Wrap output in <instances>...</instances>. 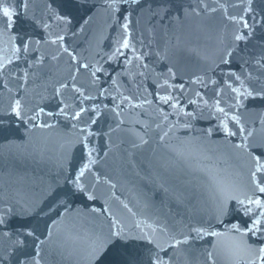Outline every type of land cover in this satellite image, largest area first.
<instances>
[{
  "label": "water",
  "instance_id": "95a60500",
  "mask_svg": "<svg viewBox=\"0 0 264 264\" xmlns=\"http://www.w3.org/2000/svg\"><path fill=\"white\" fill-rule=\"evenodd\" d=\"M110 4L0 0L14 11L8 28L0 10V264L33 256L38 264H150L159 250L135 239L142 235H153L172 264H249L229 230L251 219L235 200L222 222L216 217L225 196L253 194L250 154L264 150V97L232 91L264 88V0H251L252 12L249 0ZM125 22L131 47L116 53ZM90 149L80 191L73 181ZM116 222L130 238L92 259ZM196 227L224 235L196 238ZM185 236L179 249L167 247ZM245 239L264 246L259 235Z\"/></svg>",
  "mask_w": 264,
  "mask_h": 264
},
{
  "label": "snow or ice",
  "instance_id": "6c2138e0",
  "mask_svg": "<svg viewBox=\"0 0 264 264\" xmlns=\"http://www.w3.org/2000/svg\"><path fill=\"white\" fill-rule=\"evenodd\" d=\"M120 0H112V4L109 6L112 8H116L117 5L119 4ZM127 2V0H125ZM132 3L134 4H139L140 0H131ZM23 7L26 9L27 4H23ZM223 7V6H222ZM2 10L3 16L6 18V27L11 28L13 26V15L14 11L12 8L8 6H2L0 8ZM248 12H252L251 8V0H249V7L247 9ZM58 19L61 20H66L65 17H58ZM230 19L235 20V17H230ZM67 22V21H66ZM129 24L125 22L122 25V28L125 31V38L122 39V41L119 42V47L116 49V53L120 52L121 48H129L131 47L129 40L127 38V30H128ZM243 27L249 30V34L252 31V26L247 23V21H243ZM249 37L248 35L244 34H238L234 37L236 41H245ZM57 39L63 40L64 38L62 36L58 37ZM55 42V41H54ZM21 44L23 45L24 49L26 50L28 47L27 43H24L23 40H21ZM67 51V49H64ZM16 51H19V48L16 49ZM228 55H232L231 52L228 53ZM110 59L114 58L109 57ZM9 63L11 61H8ZM227 62V61H225ZM5 65L3 63H0V68L4 67ZM83 67L87 68L88 65H84ZM103 69L97 68L96 71L92 72L93 76H96V72L102 71ZM236 79L239 81L240 76H236ZM167 83V81H165ZM241 87H244L243 83L241 84ZM77 91H80V89H77ZM233 92L237 93V98L239 97H264V88H261L260 90H254L251 88L244 87V90L241 91L239 88H234L232 89ZM127 99V98H126ZM160 99L164 103H168L169 101L172 100L171 96H161ZM218 103V102H217ZM12 111L16 114L17 117H21V112H22V106L19 101H16L15 106L12 108ZM84 109H81V112H83ZM218 111L221 113H224L223 108H218ZM44 109L41 108L39 110V113H37L35 116L31 117L32 120H36L39 118L40 113H43ZM61 115H66L64 112V109L60 110ZM48 116H51L52 113L49 112L47 113ZM80 112L75 113V116L73 117L74 119L79 118ZM225 117L227 118V113H225ZM231 119L235 121L238 125H240V118L238 116H232ZM95 123V121H92ZM50 125H41V127H45ZM211 130H209L210 132ZM224 131L227 133L229 136H235L237 133L231 131L227 124L225 123L224 125ZM239 131L243 133L245 131L243 125H240ZM251 135V133H249ZM247 139V137H245ZM82 143H84L85 146H87V137L83 138ZM237 147H244L247 148V145H237ZM264 148V146H261ZM92 149L88 151V156H89V163L85 164L79 171V174L75 177V180L73 183H75L76 187L80 191H84V185L81 184L79 181L81 177L84 176L85 171L89 169L91 163L94 161L91 160L92 154H93ZM251 159L254 161V170L250 172V186L252 190V195H245L244 199L239 198L238 196L234 195H227L225 198L221 201L217 208V220L222 222V217L228 215L229 213V208H228V202L229 200H235L237 203L240 205V207L243 209V213L245 216H248L251 219L250 224H245L244 227H241L240 224L234 223L231 225V229L229 231H234L237 235L232 238V244L231 246L235 250L237 254L243 253L247 256H250L251 258L249 259V264H264V246L260 247H253L252 244L248 243V240L245 239L248 236H261L264 237V199H261L260 196L256 195L257 193L264 195V150L260 151L259 155L256 154H250ZM89 199H92L91 196H89ZM255 210H259L258 213ZM98 211V210H97ZM254 217V218H252ZM4 220L2 217H0V224H3ZM115 229L118 230H113L110 233V236L108 237V240L105 243H102L95 247L91 253V258L92 259H97L101 256V254L104 252L105 249V244L106 243H112L115 241H126L130 237H128L122 226L119 225V222H116ZM153 231H155L153 229ZM192 232L196 233V238H203V236H215V237H221L224 234L220 232H209L206 227H196L191 229ZM29 237H34V233L31 231H27L26 233H23ZM5 235H9L8 233H5ZM188 236H185L183 240L180 239H175L174 237L172 238L174 243L168 244L167 247L171 249H179V247L182 244H187L189 242ZM135 239H140L143 241H146L150 245H155L156 249L159 251L154 252L150 257V264H172L173 262V257H169L167 260H165L160 253L164 251V248L161 246L160 243L157 242L155 237L153 235H142L139 237H135ZM17 245H23L24 241L21 239H17L15 242ZM40 243H43V241H40ZM167 253H165L166 255ZM209 257H211L212 253H208ZM18 264H38V261L35 256L31 258V260L28 259H22L18 262ZM129 264H137L135 261H129Z\"/></svg>",
  "mask_w": 264,
  "mask_h": 264
}]
</instances>
